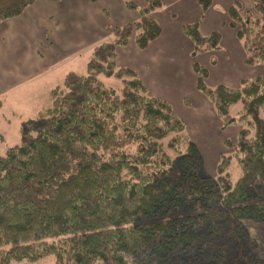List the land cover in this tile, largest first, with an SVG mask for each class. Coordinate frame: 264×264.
<instances>
[{
  "label": "trees",
  "instance_id": "obj_1",
  "mask_svg": "<svg viewBox=\"0 0 264 264\" xmlns=\"http://www.w3.org/2000/svg\"><path fill=\"white\" fill-rule=\"evenodd\" d=\"M36 1L0 0V24ZM213 1L196 0L202 10ZM124 4L138 20L105 26L113 40L93 49L86 73L66 75L51 105L22 124L20 143L0 154V264L47 257L54 264H264L242 225L264 223V73L235 88L208 86L209 71L195 59L220 51V33L203 37L197 24L183 26L196 91L222 130L238 128L234 143H222L232 152L208 175L172 106L116 65L117 48L132 40L143 51L159 37L152 14L163 5ZM226 14L243 64L264 67V0H232ZM100 76L119 80V91ZM232 159L241 172L235 182ZM256 178L258 191L250 187Z\"/></svg>",
  "mask_w": 264,
  "mask_h": 264
},
{
  "label": "crops",
  "instance_id": "obj_2",
  "mask_svg": "<svg viewBox=\"0 0 264 264\" xmlns=\"http://www.w3.org/2000/svg\"><path fill=\"white\" fill-rule=\"evenodd\" d=\"M128 1L138 6L144 4V0ZM158 1L163 7L152 17L158 22L161 34L143 51L132 40L126 47L117 48L116 65L135 71L153 96L172 106L174 115L184 121L190 137L204 155L207 146L213 149L215 138L221 144L225 135H232L238 128L222 130L219 120L210 113V105L196 91L190 57L192 44L183 35V26L197 24L203 37L214 30L220 33V51L195 59L209 71L208 86L235 88L240 80L260 75L257 71L262 66L250 67L242 73L245 66L242 48L228 26L226 14L232 0H219L207 10H202L196 0ZM138 18L137 12L126 8L124 0H37L18 17L1 23L0 123L9 126L10 122L1 113L2 101L22 100L24 92L41 80L57 84L68 75L66 71L73 72L68 69L69 61L82 53H87L90 59L98 44L113 40L104 31L105 26L119 27L135 23ZM52 86L45 92L47 97L55 88ZM50 99L43 108L30 110L25 104L19 107L22 110H15L12 115L18 119L16 130L19 132L23 123L47 109ZM212 154L214 157L213 151Z\"/></svg>",
  "mask_w": 264,
  "mask_h": 264
},
{
  "label": "rangeland",
  "instance_id": "obj_3",
  "mask_svg": "<svg viewBox=\"0 0 264 264\" xmlns=\"http://www.w3.org/2000/svg\"><path fill=\"white\" fill-rule=\"evenodd\" d=\"M219 0H214L212 4L218 2ZM246 5V4H245ZM87 53H82L79 56L75 57L73 60L69 61L67 63L68 69L72 70L73 72H67L68 73H75L78 75H84L86 73V64L89 58ZM245 69H251L250 67L244 66L242 69V73ZM259 74L264 73V68L259 67ZM249 73V71H248ZM247 74V73H246ZM51 77V76H50ZM100 80L103 82V84L107 87L113 88L115 91H119L121 88V83L119 80L113 78V77H105L100 76ZM43 81V82H41ZM40 84L36 86V82L29 87L30 89L24 92V96L21 97L22 100L17 99L16 101H2V107H1V113L5 114L6 118L8 117L9 126L3 125L0 123V134L3 135L4 140L2 144L0 145V154H4V152L14 146L20 143V135L18 130H16L15 123L17 122V118L12 115V113L19 109V107H24L25 104L28 106L27 109H34L39 107H44L45 103L49 101V96H46V91L48 90V87H51V85H54L52 87H56L55 85H60L63 81V78H60L58 80L57 84H53V82L48 81L47 79L41 80ZM52 83V84H51ZM27 86L25 87V89ZM51 105V99L49 102L48 107ZM241 108L240 103L234 105L231 108V113L236 114ZM27 109H24L27 110ZM211 113V112H210ZM207 115V114H206ZM209 116V115H207ZM2 120L0 119V122ZM236 128V127H235ZM237 134V131L231 135H225L226 139H229L234 143L235 136ZM218 137L215 138V142L213 149L211 147H206L204 155L200 152L201 156L204 160V173L209 174L213 176L215 174V167L217 165V162L219 161L218 157L225 154H230L232 151L230 149H227L223 146V144L218 142ZM218 142V143H217ZM207 145V142H206ZM198 147V146H197ZM199 149V148H198ZM212 151L215 153L214 157L212 154ZM217 160V161H216ZM229 177L232 180V182H235L240 177V169L237 165V162L235 159H232L230 166L228 168ZM262 184L261 180L259 178H256L251 184L250 187L254 191L259 190V186ZM258 202L264 203V192L260 195V198L258 199ZM242 225L245 228V230L248 233L249 239L252 243L255 244V247L251 249L252 254H254L258 259H264V223L251 220V219H243ZM16 264H54V260L52 257L44 258L38 262L35 263H29V262H20Z\"/></svg>",
  "mask_w": 264,
  "mask_h": 264
}]
</instances>
